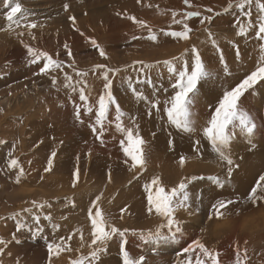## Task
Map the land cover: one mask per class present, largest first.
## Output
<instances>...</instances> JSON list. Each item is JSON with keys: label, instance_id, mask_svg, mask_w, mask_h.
Returning <instances> with one entry per match:
<instances>
[{"label": "rangeland", "instance_id": "obj_1", "mask_svg": "<svg viewBox=\"0 0 264 264\" xmlns=\"http://www.w3.org/2000/svg\"><path fill=\"white\" fill-rule=\"evenodd\" d=\"M121 1L18 0L26 21L38 25L31 29L30 35L29 30L23 27L26 21H21V26L12 24L9 27L5 19L6 11L17 0H0V141H4L0 143V238L5 242L0 244V248H4L0 253V264H48L47 244L59 243L60 237L67 238L76 229L83 231L84 246H81L78 232L77 241L73 236L71 240H66V246L71 251L54 256L52 264H70V260L87 255L90 250L87 244L91 239L88 208L101 193V208L105 210L107 206L115 211L116 220L110 219L112 223H119L120 215H123L127 218L123 228L136 225L141 230H151L143 220L131 214H139L135 203L146 197L144 184L160 173L161 181L163 173L170 176L162 181L168 189L176 186L182 177H197L188 184V209H178L177 213L181 221L189 224L187 230L197 231L202 242L218 253L219 264H235L237 248L243 264H264V200L253 204L248 199L251 188L264 173V139L259 134L264 133V112L259 111L264 110V82H258L247 91L252 94L253 105L259 111V119L255 118L258 127L251 136L236 130L229 149L233 160L230 177L227 174L228 165L212 151L201 131L210 117L209 105H214L226 88L234 87L254 70L258 59L254 66L252 61L257 57L260 59V44L264 42L256 39L255 30L249 28L247 36L236 35L237 21L245 24L248 21L245 11H251V19L256 23L258 10L254 0L250 8L246 5L243 10L235 7L237 0H232V7H228L229 0H190L191 7L183 0H140L139 3L137 0H126L127 4L120 6ZM65 4L69 5L67 10ZM208 8L212 12H208ZM172 11L177 12V19L186 11L201 12V17H192L187 21L192 29L187 41L165 35L166 32L183 30L181 24L172 23ZM69 16L75 17L74 24ZM129 16L144 21L153 29L157 39H149L147 28L139 26ZM203 16H212V20L202 25L200 20ZM205 28L213 34L219 51L213 47ZM134 36L137 38L133 39ZM93 39L103 48L105 57L100 56L99 50L93 46ZM25 45L63 61V71L39 74L43 58L29 63L32 57ZM193 45L213 75L198 85L192 106L196 130L187 133L168 123L163 101L173 94L170 85L174 81L167 67L156 62L178 57L185 49H189L185 59L190 62ZM221 54L230 74L223 71L219 62ZM140 60L153 67L141 72V66L133 63ZM73 61L74 67L86 72V76H77L68 66ZM176 63L179 67L180 62ZM97 64L120 69L114 76L110 73L109 78L112 80V94L124 113L121 122L125 127H138L147 142V166L138 176L135 171L130 172L129 166L124 163L126 157L120 147L123 136L115 126V105L109 107L103 122V143L97 139L100 125L95 123V111L105 83L100 74L104 70H92ZM65 72L72 77L76 91L66 86ZM145 75L151 78L152 83H137L138 78L144 79ZM52 76H56L55 85ZM129 77L133 88L142 93V98H138L133 88L128 86ZM81 80L87 81L85 92L89 97L87 106L93 109L91 112L84 110L79 98V87L82 85L77 82ZM152 101H159V110L151 106ZM77 105L81 106L79 120L75 115ZM240 106L246 110L243 97ZM92 125L96 126V132L92 130ZM169 139L173 141L172 146L168 144ZM196 140L200 141L199 154L194 143ZM53 151L56 152L53 167L46 173L44 168ZM9 153L18 159L24 169L25 175L19 183L16 182L18 169L8 167ZM182 155L187 158L183 167L179 163ZM77 157L79 179L73 187L72 172L77 168ZM160 158L170 162L162 164ZM237 162L243 165L256 163L257 174L245 179L240 172L245 165L238 163V166ZM239 175L241 178L234 181L233 178ZM214 177H219L222 185L217 184ZM30 189H34L35 193L27 194ZM217 200L233 201L221 209L223 215L220 217L212 211V204ZM33 201L43 204V208H37ZM122 208H126L123 214ZM24 209L32 211L25 212ZM33 213L40 216L39 225L33 221ZM48 214L52 217L51 221L44 219ZM18 221L28 227L17 232ZM231 221H235L234 230L232 234L226 232L225 236L221 231ZM53 224L59 227L54 229ZM37 227L43 231L33 235ZM165 231L167 229L162 232ZM225 240L226 244L223 243ZM146 243V249L141 248L144 247L141 244L136 254L127 250L130 257L138 259L143 256V264H148V257L152 264L154 260L151 258H154V264H162L163 260L159 259L164 258V254L170 259L180 256L183 250H163L151 242ZM97 264H122L118 242L108 243Z\"/></svg>", "mask_w": 264, "mask_h": 264}, {"label": "snow or ice", "instance_id": "obj_2", "mask_svg": "<svg viewBox=\"0 0 264 264\" xmlns=\"http://www.w3.org/2000/svg\"><path fill=\"white\" fill-rule=\"evenodd\" d=\"M139 3L140 0H137ZM185 5L191 7L190 0H183ZM255 6L258 10V15L256 17V23L254 24L251 19V11H245L244 15L248 17L247 23H241L237 21L238 31L237 36H247L249 28L255 30V37L258 41L264 42V0H254ZM253 0H237L235 4L236 8L243 10L246 5L251 7ZM69 5L65 4L64 8L67 10ZM228 7H232V0H229ZM24 9L21 3L15 2L10 5V8L5 13V19L8 22L9 27L12 24L21 26V21H26V17L22 15ZM208 12H212L211 8L207 9ZM18 14H21L18 17ZM217 15L219 13H216ZM172 23L181 24L183 30L181 31H171L166 32L165 35H170L175 38L188 40L190 38V33L192 29L190 28L187 21L192 17H201L200 11H186L184 12L180 19H177V12L172 11ZM130 20L135 22L141 27L147 28L149 33V39L155 41L157 39L156 34L153 32V29L146 25L142 20H137L134 16L128 17ZM68 19L75 23V17L69 16ZM212 16H203L200 20V23L203 25L206 21H211ZM23 27L29 30L31 35V29L38 27L35 22L26 21L23 24ZM163 31V30H161ZM205 31L208 32V38L211 41L214 48L219 51V46L217 41L213 37V34L205 28ZM18 35H23L19 33ZM34 38V37H33ZM137 37H133L136 39ZM92 44L95 48L99 50V54L102 57L106 56L105 51L100 45L93 39ZM64 47L67 49L68 45L65 44ZM27 48L28 55L32 57L29 63H36L43 58V66L39 69V74H49L55 70L63 71V61L58 59H53L49 53L45 51H40L34 49L28 45H25ZM191 52V61L185 59V55L189 53V49H185L178 57H172L169 60H164L162 62L157 61L156 64L159 65L163 63L167 67V71L173 79L171 83V88L173 94L167 97L163 101V111L167 116L168 123L174 125L177 129H180L183 132L192 133L196 130L195 121L193 120L192 106L195 102L198 85L202 80L209 78L213 75L210 72L206 65L204 64L199 50L193 45L190 49ZM261 56L257 62L256 67L249 74L245 75L244 78L234 87L226 88L222 95L218 98L217 102L214 105H209L211 110L210 117L206 120L205 124L202 126L201 131L203 137L208 141L211 146L212 151L219 157V159L225 162L228 165L227 174L230 177L233 171V160L230 155V144L236 135V130L248 136H251L257 128V125L254 121V118L249 114L245 109H242L240 106V101L243 95L250 89H252L258 82H264V43L260 44ZM69 57H71V51H68ZM177 61L180 62V66L177 67ZM219 62L223 67L225 74H230L228 65L223 57L220 55ZM134 64L141 66L140 71L143 72L144 69H150L153 67L152 64H147L144 61H134ZM73 68V71L76 72L77 76L83 77L86 76V72L78 71L74 67V61L72 64L68 65ZM103 69L100 74L103 76L105 83L103 84L104 91L99 95L97 101V108L95 111L96 124L100 125L99 135L97 139H101V136L104 131L103 122L107 118L108 110L111 105H115L116 110V130L120 132L123 136V139L120 140V147L124 153L126 159L124 163L129 166V171H135L136 176L143 172L147 166V156L145 152L146 141L141 136L138 127H125L121 122V117L124 115L120 109L119 104L115 100L112 91V80L109 78V74L115 75L120 69L109 68L107 65L97 64L93 66V72ZM64 79L66 81V86L72 88L73 91H76V87L72 84V77L66 72L64 73ZM128 86L133 88L131 77L127 78ZM53 85L56 84V76H52ZM148 83L151 84L152 80L150 77L146 76L144 79L137 80V83ZM82 86L79 87V98L84 105V110L91 112L93 109L87 106L88 95H86L85 89L87 88V81L81 80L77 82ZM133 92L137 95L138 98H142V93H139L135 88ZM159 101H152L151 106L158 109ZM159 110V109H158ZM81 106L77 105L75 109L76 119H80ZM134 119V118H133ZM92 130L97 131L95 125H92ZM155 135V133H153ZM4 143V141H0ZM196 151L199 154V144L200 141L196 140L195 142ZM169 146H172L173 141L169 139ZM8 161V167L12 169H18L16 175V182L19 183L20 178L25 175L23 167L20 165L18 159L11 157ZM56 156V152L53 151L47 159V166L44 168V172H49L53 167V160ZM185 156H180L179 163L183 167L186 162ZM79 157H77V168L72 172V186L75 187L79 179V167H78ZM133 177V179L136 178ZM43 178V177H41ZM197 179V177H182L179 183L168 189L162 185V181L159 175L153 176L151 181L144 184V191L146 193L147 200V212L149 214H155L159 216L162 220V223L159 224L155 231L152 230H140L137 232L135 229L120 228L117 227L112 221L105 215L102 211V208L99 204V201L102 199L103 193L97 195L95 199L91 201V205L88 208V219L90 221V243L87 244V247L90 249L87 255H80L75 259L70 260V264H97V261L100 259L101 253L106 251L107 245L110 241L118 239L119 245V254L122 258V264H143L144 257L141 256L138 259H133L130 257L129 252L126 250L127 235L131 231L133 235H139L141 240L151 241V240H161V239H170L176 240L178 234H182L183 222L179 220L176 216L178 209L187 210L189 205V193H188V184L190 181ZM217 184L222 185L219 177H214ZM111 181V175L109 173V182ZM248 199L253 203L257 201L264 200V173L260 174L256 180L255 185L251 188L248 193ZM37 208H43V204H37L36 201L32 202ZM233 203V201L228 200H217L212 204V211L215 213L216 217L223 215L221 209L226 208L228 204ZM126 208L121 209V213L125 212ZM25 212L32 211L31 209H24ZM15 215L19 216V213ZM123 218V215H121ZM212 218V212L209 213V219ZM32 219L36 225L40 223V216L33 213ZM44 219L51 221L52 217L50 214L45 215ZM28 227L23 222L18 221L16 224V230L19 232L21 229ZM54 229L58 228L59 225L53 224ZM163 228L167 229V235H165L161 230ZM31 230V229H30ZM43 229L37 227L36 231L33 232L35 235L37 232H42ZM75 231L80 233V238L82 241V247L84 246L83 240V231L81 229H76ZM13 239H15V233L13 234ZM72 235L70 234L67 238L60 237V242H51L47 244L48 250V264H52V258L54 256H59L64 251H71V248L66 246V240H71ZM3 238H0V244H4ZM4 251V248H0V253ZM185 254V259H177L175 264H219L218 253L214 250L209 249L199 238L193 240L187 247L183 250ZM246 256V249L244 250ZM235 264H243V261L240 256V250L237 248V254L235 258Z\"/></svg>", "mask_w": 264, "mask_h": 264}, {"label": "bare ground", "instance_id": "obj_3", "mask_svg": "<svg viewBox=\"0 0 264 264\" xmlns=\"http://www.w3.org/2000/svg\"><path fill=\"white\" fill-rule=\"evenodd\" d=\"M128 1V0H127ZM127 1L126 0H122L121 1V3L119 4L120 6H123V5H125V4H127ZM109 2V1H108ZM130 3V2H129ZM103 16H106V15H103ZM96 20V19H95ZM259 60V58L257 57L255 60H253L252 62H253V65L252 66H254V62L256 61V60ZM257 60V61H258ZM113 62H115V61H113ZM155 64V63H154ZM156 65V64H155ZM114 66H116V65H114ZM109 67H111V65H109ZM253 99H252V94H250V93H248V92H246L244 95H243V107H245L246 108V110L249 112V114L254 118V121H256V119L255 118H257V119H259V117H257L258 116V113H259V111H261V112H264V110H261L260 108V110L258 111V109H257V107H255L254 105H253ZM9 104V103H8ZM8 106V105H7ZM9 107V106H8ZM263 109V108H262ZM74 113V112H73ZM263 119H264V117H263ZM260 120H261V118H260ZM262 122L263 121H261V124H262ZM256 123V122H255ZM258 127V126H257ZM261 131V130H260ZM259 133V132H258ZM255 134H257L256 132H255ZM260 134V137L262 138V139H264V133L262 132V133H259ZM105 148H110V146L109 147H105ZM255 161V160H254ZM168 162H170V160L169 159H163V158H160V163H166V164H168ZM239 162H237L236 164H238ZM240 164V163H239ZM239 164H238V166H239ZM241 166H244V167H242L241 169H240V172H242V175H243V177L245 178V179H249V178H253L256 174H257V172H258V168H257V164L256 163H254L253 165L252 164H250V163H247V165L246 164H244L243 165V163H241L240 164ZM159 175H161V173L159 174ZM162 175H164L163 177H162V181L164 182V181H166V180H168L169 178H170V176H168V175H166L165 173H163ZM241 178V175H239V176H236V177H234L233 178V180L234 181H237L238 179H240ZM32 191L35 193V190L34 189H30L29 191H27V194H31L32 193ZM129 194V193H128ZM137 203V204H136ZM135 203V207L137 208V210L139 211V214H137V213H135L134 215H133V213L131 214L132 216H134V217H137V218H139V219H141V220H143V222L147 225V226H149V227H151V230L152 231H155V229H156V227L159 225V224H161L162 223V220H161V218L159 217V216H157V215H155L154 213L153 214H149L148 212H147V200H146V197L142 200V199H139L137 202ZM263 204H264V201H263ZM134 207V208H135ZM104 208V207H103ZM102 208V211L105 213V215L109 218V219H112V220H116V219H114L115 218V211L112 209V210H109V207H107L106 206V209L104 210ZM133 208V209H134ZM121 216V215H120ZM176 216H177V218L179 219V220H181V216H179L178 215V213L176 212ZM183 218V220H186L184 217H182ZM120 220V222L119 223H115L116 224V226L117 227H120V228H122L123 229V227L122 226H125L126 227V224H127V218H120L119 219ZM183 222V221H182ZM131 225V224H130ZM187 225H189L188 223H185V222H183V224H182V228H183V232H182V234H178V238L176 239V240H170V239H161V240H151V241H145V240H141L140 239V237H139V235L137 234V235H133L132 234V232L130 231L129 233H128V235H127V243H126V250H130V253H133V254H136L137 252H138V249H139V247H140V245L141 244H144V247H141V248H143V249H146V242H151V243H153L155 246H159L160 248H162L163 250H170V249H181V248H185V247H187L186 245H188V244H190L193 240H196L197 238H199L201 241H202V238L199 236V233L197 232V231H195V230H190V229H188L187 230V228H186V226ZM226 225V224H225ZM224 225V226H225ZM234 226H235V221H231V222H229L228 224H227V226L225 227V228H223L224 230L223 231H221L222 232V234L223 235H225L226 236V232H228L229 234H232V232H233V230H234ZM130 230L131 229H135V230H137V232H139L140 230H141V228H140V226H136V225H131V227H128ZM164 229H166V228H163L161 231H163ZM165 235H167V231H165V233H164ZM72 236L74 237V239L77 241V239H78V232L77 231H75L74 233H72ZM231 240V239H230ZM74 241V240H73ZM114 242H118V239H114L113 240ZM156 241H159V243H156ZM232 241V240H231ZM132 242H134L135 244H132ZM248 242V241H247ZM224 244H226V240L223 242ZM244 245H246V242H245V244ZM134 246L136 247V248H134ZM264 251V250H263ZM262 251V252H263ZM69 255H72V254H69ZM68 255V256H69ZM76 255H77V253H76ZM73 256H75V255H73ZM72 256V257H73ZM164 256L166 257H164V258H161V259H159V260H163V262H162V264H175V262L177 261V259H185L186 258V256H185V254L183 253V251L181 252V255L180 256H173V257H171L170 259H169V257L168 256H166L165 254H164ZM151 259H153L154 260V262L152 263V264H154L155 263V259L154 258H151ZM147 261H146V263H148V264H151L150 263V258L148 257L147 259H146ZM160 263H161V261H159ZM145 264V263H144Z\"/></svg>", "mask_w": 264, "mask_h": 264}]
</instances>
